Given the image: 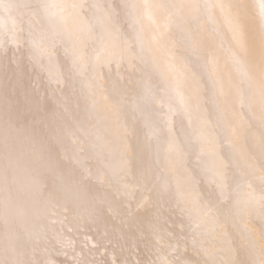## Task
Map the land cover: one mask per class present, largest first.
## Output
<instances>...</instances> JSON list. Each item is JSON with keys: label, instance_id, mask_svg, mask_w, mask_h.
Wrapping results in <instances>:
<instances>
[{"label": "rangeland", "instance_id": "rangeland-1", "mask_svg": "<svg viewBox=\"0 0 264 264\" xmlns=\"http://www.w3.org/2000/svg\"><path fill=\"white\" fill-rule=\"evenodd\" d=\"M18 1L23 3V7L19 5L22 10L19 13L23 12V15L19 13V15L16 14L17 16L14 13L7 15L6 9H0L2 10L0 12V20L2 19L1 22L4 24L2 26L0 22V28L5 27L0 29L2 31H0V52L5 53L6 51L8 55L10 51L15 53H13L14 55L11 54L15 60H10V55L9 57L4 56L3 53L0 55V243L2 245V247L0 246V254L2 253L1 250L4 251L6 249L2 254L4 257L6 255L11 260L13 259L14 261L12 260V262L14 264H18L15 261L20 259L23 261H19V264H30L31 259H29V262L28 258H32L35 262L38 258L40 260L42 256L39 254L41 253L39 250L42 249V251L50 250L49 253L53 254L54 257L57 253L56 261L60 258L61 260H58L56 264H68L71 260L64 261L68 256L72 259L71 264H73V260L76 264L100 263L101 261L99 262V260L103 256L100 258V255H95L91 249L89 252L84 249L86 251L84 254V251H81L83 249L79 248L80 246L77 243L80 237L81 240L83 239L79 235L82 232L79 228H83L81 219H85L86 210L92 206L93 201L99 205L103 203L105 205L110 202V205L113 204L114 206L116 200L127 202L129 201L126 200L127 196L130 198L135 193L142 195L146 188L143 190L139 189V185L142 184V180L145 178L144 173L157 176L159 171L161 173L165 172L166 169L171 170L173 163L171 159H166L164 165L160 164L156 167L158 163L157 157L153 154L151 147L143 141L144 137L139 134H133V141L123 133L122 136H124L125 140H121L122 147L120 146V150L122 153L120 158H117L118 156L114 157L111 159L112 161L107 158V161L96 159L102 163L97 165L94 158H91L92 155L80 152L82 148L77 145L79 140L74 137H77L75 135L80 132L85 137L84 131H90L89 128L92 130L94 128L97 134L98 131H103L104 125H99V122L95 120L92 121V124H77L76 133L69 135L68 140H64L65 136L62 133V128L65 126H62L61 121L56 119H59L62 112L67 111L71 112L72 119L75 116L72 121H77L75 119L82 114L80 110L77 113L74 112L80 106L83 107V105L85 107L83 115H93V112L113 114L114 111L109 110L110 104L108 103L117 105L128 101V99L129 101L133 99L135 90L131 89L130 85H132L134 80L140 77L152 78L154 75L161 73L165 78L166 85L157 86L163 93L164 102L171 103L172 107L170 108L173 111L185 112L186 107L181 105V103L190 104L189 98L186 97L187 91H185L188 87L185 84H190V86H194L197 89L195 95L197 96L198 108H201L202 112L205 109L209 110L211 118L214 119L213 124L217 125L218 128L224 129L225 134L229 133L228 129L231 127L232 122L228 121V116L233 115V113L229 112L232 107L228 105L225 108L224 102L228 101L226 97L225 99L215 97H217V91L223 94V89L219 85L222 83V78H224L223 81H225V78L229 80V74H232L231 67L238 69L240 72L244 71L245 75L247 74L246 78L251 80L249 86H247L251 88L247 89L246 87L244 92L242 89L238 90V95L240 96L244 93L246 98L243 100L245 101L250 97L255 98L257 100L255 104L260 107V111L264 110V0H77L78 2L75 0V3L73 0H68L66 3L64 0L61 2L60 0ZM107 1L108 3L111 2L109 6L106 5ZM68 3L72 4L70 6L74 8H72L73 12L70 11L71 13L69 12V9L71 10L70 6H68V9H66L67 7L64 8L69 5ZM64 4L66 5L64 6ZM78 5L80 8L82 7L80 10L79 7L77 8ZM37 7L41 8H39L41 12ZM87 7L88 11L85 9ZM75 9L76 14L74 12ZM84 9L86 10L84 11L85 13L82 12ZM203 10L207 14H203L202 19L197 20L196 17L201 15ZM3 11L6 12L4 15L2 14ZM29 11L32 13L30 14ZM63 11H65V15ZM51 12L57 15L59 13V15L55 16ZM18 16L21 17L19 18ZM61 16H63L62 18L67 17L66 20H57ZM205 16H210L211 18L207 19ZM6 18H13L14 20L8 21ZM68 18H75L76 20ZM59 21H61L62 25H60ZM67 21L70 27L77 29H72L73 31L76 30V33L71 28L69 29L72 33L68 28H65ZM75 24L77 27H75ZM58 26L64 27L61 29L62 27ZM79 27H82V29H79ZM90 27L91 29H89ZM59 29H61V32H59ZM62 30L68 31L65 33ZM89 32L90 36L86 34ZM169 35L170 37H168ZM190 36L195 40L193 45L190 43ZM68 37L72 38L75 43H71L72 39H68ZM88 37L91 38L89 39ZM171 37L176 41L177 47L174 46L173 42L169 44L168 39H172ZM10 38H13L11 43L8 41ZM163 38L165 41L162 40ZM5 42L8 46L7 48L10 45L11 49H7L4 46ZM76 42L79 44L75 48L74 44L76 45ZM59 43L65 47L61 48ZM12 44H15L14 46L18 44V48L13 50ZM69 47L74 48H71V50ZM154 48V53L156 52L158 55L157 58H150L149 63L143 69L140 68L142 66H133L134 61H139L137 59L142 51L149 50L151 52ZM38 60L43 61V63ZM80 61L81 63L84 61L81 64L82 66ZM97 61L98 64L96 65ZM44 62H48V64L44 65ZM78 65L81 66V69L77 68ZM95 65L101 67H96L97 69H95ZM75 67L76 70H74ZM105 70L107 74L105 72V76H101L100 74H103ZM76 71H78V74ZM75 73L78 77L80 76L77 78L78 83L77 79L76 81L72 79L73 74L77 76ZM86 81H88V84H85L94 87L89 86L90 88L88 87L86 90L82 89L87 86H84ZM150 94L148 95L150 96ZM109 98L112 100H109ZM136 100L139 101V99ZM136 100L133 99L131 101ZM52 101L57 104L55 105ZM47 102H49L48 105L46 104ZM50 102L52 107H49L51 105ZM251 102L253 103L254 101ZM252 103L248 104L251 105ZM117 107H120V105ZM262 115H264V112H262ZM69 141L70 144L73 142L72 146L66 144ZM81 157H84V160ZM121 162L125 163L124 165L128 170L126 169L125 171L123 169ZM80 180L82 181L80 182ZM37 183L39 187H37ZM42 184L44 185L43 187ZM137 189L139 190L138 192ZM55 190L58 191L56 192ZM45 193L47 196L43 195ZM122 202H120L121 205ZM120 204L117 203V206L114 207L117 208ZM114 207H111L110 211H115ZM259 207L262 214H264V196L260 198ZM120 213V210L114 213H107L110 218L100 219V225L103 226L98 229L95 226V232L83 228L89 233L93 231L91 234H95L93 236L90 234L88 236L89 240L85 236L86 238L84 237L82 243L85 245L94 241L97 244L96 247L99 248L100 245L102 247L101 250H105L103 254L107 259L105 261L107 263L101 262V264H111L110 262L115 260V258L117 260L112 264H116L117 261L122 260L124 254L127 255L128 251L126 252L125 250H128V248L120 254L121 256L118 251L111 253L109 251L112 243L115 246V240L112 237H115V239L117 237V232L113 228L126 225L125 219ZM77 222L82 226H75ZM247 222L248 228L257 239L259 246L264 248V240H262L264 236L258 237V230L251 222ZM19 228L20 230H18ZM98 230L99 233L97 232ZM77 237L79 238L78 240ZM137 237L138 239H143L141 234H138ZM136 238L135 240H138ZM63 239L65 242L67 241L68 245L71 241L73 242V244L71 243L72 245H69V248L72 246V250L66 248V243L63 242ZM55 240H58L59 243ZM159 244L155 247L158 250L160 249ZM8 245H12L11 248H7L9 247ZM77 245L79 246L78 248L75 247ZM130 245L132 246V244ZM3 246H6V248ZM62 246L64 247L62 248ZM133 247H131L132 251L137 248ZM18 249L23 251L22 255L20 251V255L22 257L25 256V260L21 256L18 258ZM95 249L93 250L97 252ZM7 250L10 251L7 252ZM24 250L28 251L27 255H25L24 252L26 251ZM65 250L68 251L64 252ZM37 251L39 252L37 253ZM59 251L63 252L59 253ZM129 251L128 257L135 264H142L138 261V249L133 251V253H131V249ZM62 253L64 258L65 253H68L65 259L61 256ZM2 254L0 261L6 260V257L4 258ZM36 254H39L40 257L37 256L38 258H36ZM50 254L47 252L44 255L48 256ZM70 254L72 255L70 256ZM83 254H90L88 255L89 258ZM10 255L14 258L10 257ZM53 255L48 257L51 258ZM97 255H99L98 260H96ZM72 256L73 258L76 256L79 259V263ZM8 257L7 259H9ZM46 258L44 257L47 263L39 260L37 263L49 264L51 261L55 262V258H52V260L49 258L50 262ZM129 258L128 260H130ZM44 259L41 258V260ZM83 259H85V262ZM89 259H92L91 263ZM5 260L4 262L7 261ZM13 263L6 262L5 264ZM120 263L122 264L123 261ZM157 264L161 263L158 262Z\"/></svg>", "mask_w": 264, "mask_h": 264}, {"label": "bare ground", "instance_id": "bare-ground-1", "mask_svg": "<svg viewBox=\"0 0 264 264\" xmlns=\"http://www.w3.org/2000/svg\"><path fill=\"white\" fill-rule=\"evenodd\" d=\"M61 1L62 0H60V2ZM64 1H65V3L68 2V0H64ZM73 1L75 3L77 0L76 1L73 0ZM80 1H82V0H80ZM110 3L111 2L108 3V1H107L106 5L109 6ZM19 5H22V7H23V3L18 1V0H0V9L1 8L6 9L7 15H12V13H14L16 15L19 12H21L22 10L20 9ZM65 5L66 4H64V6ZM70 5L72 6V4H69V5H66L64 8L67 7L66 9H68V6H70ZM31 6H33V5H31ZM73 6H74V4H73ZM75 7H76V4H75ZM78 7H79V10L82 8V7L80 8L79 5L77 6V8ZM64 8H61V9L65 10ZM72 8L73 7H71V10L69 9V12L74 9V8L73 9ZM110 8H112V7L110 6ZM29 9H30V7H29ZM61 9H59V10H61ZM85 9H87V11H88V7ZM85 9L82 10V12L86 11ZM39 10H37V12H39ZM1 11L2 10H0V12ZM5 11H3V13H2L3 15L6 13ZM75 11H76V9L74 10V12ZM77 11H78V9H77ZM40 12H41V10H40ZM64 12L65 11H63V14H64ZM66 12H68V11H66ZM22 13H19V14L23 15ZM31 13L32 12H30V14ZM86 13H88V12H86ZM37 14H39V13H37ZM44 14H46V13H44ZM51 14H54V13L51 12ZM51 14H50V17H51ZM75 14H76V12H75ZM203 14L204 15L207 14V13L205 14V10H203V13L201 15H198L197 17L195 15L196 19L201 20L203 17ZM25 15H28V14H25ZM34 15H36V14H34ZM54 15L58 16L59 13H58V15L57 14H54ZM82 16H84V15H82ZM62 17L63 16H61L60 18H57V20H66V18H67V17L66 18L64 17L65 18L64 19ZM68 17H69V15H68ZM205 17L207 19L211 18L210 16H209L210 18L207 16H205ZM10 18H11V16H10ZM10 18H6V19L8 21L14 20L13 18L12 19H10ZM93 18H94V16H93ZM68 19L74 20L75 18L74 19L68 18ZM1 20H0V22H1ZM43 20H45V19H43ZM22 21H23V19H22ZM32 22H30V23L33 24ZM59 22L61 23V21H59ZM86 22H88V21L86 20ZM1 23H0V25H1ZM70 23H72V22H70ZM3 25L4 24L2 23V26ZM60 25H62V23ZM69 25L70 24L67 21L65 28H68V29L71 28V30L76 29V28L70 27ZM79 25H80V23H79ZM91 25H92V22H91ZM58 27H62V26H58ZM63 27L61 29H63ZM75 27H77L76 24H75ZM4 28H2V29H4ZM61 29H59V32H61L60 31ZM79 29H82V27L81 28L79 27ZM87 29H88V27H87ZM89 29H91V27ZM76 30H74V31L72 30V31L76 33L77 32ZM62 31L66 33L68 30L67 31L62 30ZM72 31H71V33H72ZM80 31H82V30H80ZM62 33H61V36H62V39L64 40L63 34L65 36H66V34L65 33L62 34ZM71 33L68 32V34H70V35H71ZM79 34H81V33L79 32ZM79 34L77 35L78 39H79ZM86 34L87 35L89 34V36H90V32L86 33ZM58 36H59V33H58ZM70 37L75 38L76 36L75 37L70 36ZM70 37H68V39H72ZM168 37H170V35ZM171 38L172 39H170V38L168 39L169 44L173 42L174 46H176V41L174 40L173 37H171ZM193 39L194 38H192V37L190 39L191 45H193L195 43V40H193ZM12 40H13V38L8 39V41L10 43L12 42ZM66 40H67V38H66ZM66 40H65V42H66ZM162 40L165 41L164 38ZM90 41H92V40H90ZM61 42L62 41H60V43ZM68 42H70V40H68ZM72 42L75 43V41L73 39H72L71 43ZM79 42H80V39H79ZM86 43H87V41H86ZM61 44H63V43H61ZM78 44L76 42V45L74 44V47L76 48V46ZM82 44H84V43H82ZM12 45H11V47L13 50L18 48V46H17L18 44L16 46H14L15 44L13 46ZM60 45H59V47H60ZM195 45H197V44H195ZM4 46L6 48L8 47L6 45V42L4 43ZM63 46L64 45H61V48H63ZM74 47H69V48L71 49ZM3 49H4V47H3ZM7 49H11L10 45H9V48H7ZM154 50H155V48L152 49L151 52L154 53ZM142 52H143V54H142ZM142 52L140 53L141 55L138 57V59L136 58L139 61L138 62L134 61V64H133V66L134 65L142 66V67H140L141 69H143L147 63H149L150 58L155 59L158 56L156 54V52L154 53L156 55L155 56L149 50H144ZM1 53H3V52L1 51L0 55H2ZM6 53L7 52L5 51V53H3V55L6 57L7 56L9 57V55H10V57H9L10 60L11 59L15 60L13 58V56H11V54H13L14 51L13 52L10 51L9 55H8V53L7 54ZM38 61H40V60H38ZM81 61H80V65L84 62L83 61L81 63ZM99 61L101 62L100 59H99ZM40 62L43 63V61H40ZM47 64H48V62H44V65H47ZM97 64H98V61L96 62V65ZM80 65H78L77 68L81 69L80 67L82 65L81 66ZM96 65H95V69H97L96 67H101L99 65L98 66H96ZM230 69H231L232 74H229V80L225 78V81H223L224 78H222V83L219 85V87H222V89H223V94L222 93L220 94V92L218 93V91H217V93H216L217 97H215L218 99H219V97L224 98V99L226 97V100H228V101L224 102L225 108L228 105H230L232 107L231 109L229 108L230 111L228 110L229 112L233 113V115L228 116V121L232 122V125H230L231 127L228 129L229 133H227V134L224 133V131H223L224 129L218 128L217 125L213 124L214 119L211 118V114H210L209 110L207 111L204 108L205 111L202 112L201 108H198V103H197L198 101L196 99L197 96L195 95V92L197 91V89L194 86H190V84H185V86H188L187 90H185V91H187L186 97L189 98L191 105L186 103V102H183V103H181V105L186 107L184 113H179V111H176V110L173 111L170 108V107H172L171 103H165L164 102L163 93L160 90V88L157 86V85L162 86V84L166 85V82L164 81L165 78L163 77V74H161V73L159 75H156V76L154 75L152 78H146V77L141 78L140 77L139 79L134 80L132 85H130L131 89L135 90L134 91L135 93L133 94V96H134L133 99L134 100L139 99V101H137V100L131 101L133 99H131L129 101V99H128V101L122 102V104L118 103L117 105H115L114 103H112V104L108 103V104H110L109 110L111 109L112 111H114L113 114H108V113L102 114V113L93 112L92 113L93 115H89V114L83 115V111L85 110V107L83 105V107L80 106V108L78 110H76V112H74V113H77L79 110L81 111L82 115L78 116L75 119L77 121H72V120H74L75 116L72 119L71 118V115H72L71 112H67V111L62 112L59 116V119H56V120L61 121L62 126H65L62 128V130H63L62 133H64V136H65L64 140H68L69 135L76 133L77 124H84V125L88 124V123L92 124V121L95 120L96 122H99V125H102V124L104 125V127H103L104 129L102 132L98 131L96 134L95 133L96 130L94 128L92 130L91 128L88 127L90 129V131H84L85 137H83L81 135V132L78 133L77 135H75L77 137H74V138L79 140L77 145L80 148H82L81 149L82 151H80V152L92 155V157L91 156L90 157L94 158L97 165H100L102 163L100 162V160H96V159L106 160V158H107L109 161H112L111 159L114 157L118 156L117 158H120V154L122 153L120 150V146L122 147L121 140L124 139L123 138L124 136H122L123 133H125V135H127V137H130V140H133V141H134V135L133 134H139L142 137H144L143 141H145V143H147L151 147L153 154L157 157L158 163L156 164V167H158L160 164L164 165V162L166 159H171V161L173 163L172 167L170 168L171 170L166 169L165 172H161V173L159 171V172H157V173H159V174H157V176H155V175L151 176L150 174L144 173L145 178L142 180V184L139 185V189L143 190L144 188H146V190H144L142 195L139 193H137V194L135 193V194L131 195L130 198H129V196H127L126 200H129L127 202H122L121 200H116L114 206H117V203L120 204V202H122V205L120 204V206H118L117 208H115L113 206V204L110 205V202L105 204V205H104V203L99 205L93 201L92 206L86 210L87 211L86 213L84 212L85 213V215H84L85 219L84 220L81 219L83 228H85L87 230H93L94 231V230H96L95 226H97V229L101 228L100 226H103V225H100V223H101L100 219H104L106 217L110 218L109 214H107V213H114V212L120 210V212H121L120 214L124 217L126 225H122V227L113 228L117 232V237H116V239H115V237H112L115 240L114 241L115 246H113V243H112V247L109 246L111 248L109 250L110 253L118 251L119 255H120L121 253H123V251L126 248H128V250H125V251L130 252L129 251L130 249L132 251L131 247L135 246V247H137L136 249H138V252H137V257L139 259L138 261L141 262L142 264H155V263L157 264L158 262L161 264H166V263H175V264H196V263L197 264H264V248L259 246L257 239L252 234V232H250V230L248 228V222H247V221L251 222L253 224V226H255V228L258 230V232H259L258 237L264 236V214H262V211L259 207L260 206V198H262V196H264V115H262V112H264V110L260 111V107L257 104H255V102L257 101V100H255V98L250 97L248 100L245 101V100H243L244 98H246L245 97L246 95H244V93H243V95H240V96L238 95L239 94L238 90L242 89L244 92L245 88L247 86H249V82L251 80H249V78L248 79L246 78L247 74L245 75L244 71L240 72L238 69H236L234 67H231ZM74 70H76V67L74 68ZM78 71H76L77 74H78ZM102 71H100V72L102 73ZM107 71H108V69H107ZM97 72H99V71L97 70ZM105 72H106V70L104 71L103 74H100V75L105 76ZM250 72H252V71H250ZM106 74H107V72H106ZM82 76H84V75H82ZM141 76H142V74H141ZM79 77H78V75L77 76H75L74 74L72 75V79L75 81ZM94 77L96 78L95 75H94ZM94 77H92V78H94ZM92 78H90V79H92ZM95 78H94V80H95ZM78 82L79 81L77 79V83ZM85 83L88 84V81L84 82V86L87 85ZM89 84H91V83L89 82ZM218 84H216V85H218ZM89 86H92V85H89ZM89 86L87 85L85 88H82V89L86 90V89H88ZM92 87H94V86H92ZM250 88L251 87H247V89H250ZM117 93H119V92H117ZM149 93H151L150 96L148 95ZM115 94H116V92H115ZM110 98H109V100H112ZM105 100H107V99H105ZM251 101H254V102L252 103ZM109 102H111V101H109ZM52 103H55V105L57 104L56 102H53V101H52ZM52 103H51V105H49V107L50 106L52 107ZM248 103H252V104L250 105ZM46 104L48 105L49 102H47ZM119 105H120V107H117ZM46 109H47V106H46ZM0 114H1V112H0ZM64 122H66V123H64ZM74 122H76V123H74ZM225 130H227V129H225ZM123 142H125V141H123ZM66 144L72 146L73 142H72V144H70V141H69ZM64 152H65V149H64ZM56 155H58V154H56ZM61 158H62V156H61ZM59 159H60V157H59ZM81 159L84 160V157H81ZM113 161H114V159H113ZM72 163H73V161H72ZM121 163L123 164L122 165L123 169H125V171H126L127 168L124 165L125 163H123V162H121ZM88 167H90V166H88ZM169 167H167V168H169ZM91 168H93V166H91ZM107 172H108V170H107ZM55 173H56V171H55ZM84 173H85V171H84ZM55 176H56V174H55ZM153 178H155V179H153ZM105 179H106V177H105ZM81 181L82 180H80V182ZM106 181H107V179H106ZM16 183H18V182H16ZM69 183H71V182H69ZM73 184L75 185V183H73ZM37 185H38V183H37ZM57 185L59 186V184H57ZM76 185H78V184H76ZM43 186L44 185L42 184V187ZM79 186L81 187V185H79ZM127 186H128V184H127ZM37 187H39V185ZM130 188H131V186H130ZM84 189H87V188H84ZM30 191H31V189H30ZM65 191H66V188H65ZM138 191L139 190L137 189V192ZM69 192H72V191H69ZM80 192L82 193V191H80ZM4 193H6V192L4 191ZM10 194H9V196H10ZM43 195L47 196L46 193ZM21 198H23V197H21ZM49 200H51V199H49ZM4 203L6 204V202H4ZM68 203H69V201H68ZM1 204H2V202H1ZM6 205H9V204L7 203ZM6 207H5V209H7ZM75 207H76V205H75ZM111 207H114L115 211H110ZM0 210H1V208H0ZM66 215H67V213H66ZM96 215H98V216H96ZM95 219H97V220H95ZM55 221H56V219H55ZM5 224H6V222H5ZM82 225H80L78 222L75 224V226H80V227ZM77 228H79V227H77ZM83 228L82 229L79 228L80 231H82L79 235L82 236L83 239L86 236L89 240L90 238L88 236H90L91 232H93V231H91L89 233L88 231H86ZM106 228H108V227H106ZM3 230H5V229H3ZM18 230H20V228ZM24 231H25V229H24ZM58 232H59V230H58ZM97 232L99 233V230ZM100 233H101V231H100ZM94 234L92 233L91 235L93 236ZM138 234H141L143 236V239H138V237H140V236H138L136 238V236ZM38 236H40V235H38ZM110 236H111V234H110ZM134 237L138 240H135ZM4 238H3V240H4ZM78 239L79 238L77 237V240ZM83 239L81 240V237H80L78 242L75 241L80 246L79 247L77 245L75 247L82 248L83 250H81V251H84V249H86V251H88V252L92 250V252H94L95 255L96 254L100 255V256L97 255V258L95 257L96 260H98V256L100 258H101V256H103L101 258V260H99V262L101 261L102 263H107V262H105L107 259H106L105 255L103 254L105 252V250L104 251L101 250L102 247L100 245H99L100 249L98 247H96L97 244H95L94 241L91 243L90 242L86 243L84 245V243H82L84 241ZM91 239H92V237H91ZM262 240H264V237H262ZM59 241H61V240H59ZM56 242L59 243L58 240ZM63 242H65L64 239H63ZM160 242L162 245L159 244ZM18 243H20V242H18ZM61 243H62V241H61ZM71 243L73 244L72 241H71ZM4 244H5V242H4ZM81 244H83V245H81ZM130 244H132V246ZM157 244L160 245V249H161L160 252H159L160 249L158 250L157 248H155V247H157ZM5 245H7V244H5ZM47 245H48V243H47ZM69 245L66 243L67 249L70 247ZM0 246L2 247L1 243H0ZM11 246H9L7 248H11ZM3 247L6 248V246H3ZM63 247L64 246H62V248ZM35 248H36V246H35ZM42 248H43V246H42ZM71 248H72V246H71ZM71 248H69L68 250L73 249V248L72 249ZM95 248H97V249H95ZM14 249H15V247H14ZM56 249H58V248H56ZM59 249L64 250L61 248H59ZM93 249H95L97 252H95ZM68 250H65L64 252H66ZM98 250H99V252H98ZM135 250H133V251H135ZM4 251H6V249H4ZM4 251L1 250L2 253ZM8 251H10V250H7V252ZM18 251H19V249H18ZM20 251H21V255H22L23 251L22 250H20ZM20 251H19V257L18 258H20V256H21ZM24 251H26L24 253H25V255H27L26 253L28 251L27 250H24ZM32 251H34V250H32ZM39 251H41V253H39V254L42 257H40L39 254H36V256H35L36 258L40 257V260L38 258L39 261H45V263H47L46 260L44 259V257H47L46 259L48 260V262H50L49 260L50 259L52 260V258L54 257L53 254L49 253L50 250L49 251L44 250L45 251L44 254L46 255L48 252V254H50L51 256L53 255V257H51V258L48 257L50 255L45 256L44 254H42V252H44V251H42V249H40ZM39 251H37V253ZM78 251H80V250H78ZM86 251H84V254ZM133 251L131 253H133ZM51 252H53V251H51ZM60 252H63V251H59V253ZM126 252H124V253H126ZM128 252H127V255L124 254L122 256L123 257L122 260H119V261L120 262L123 261L122 264H135L134 261H132V259L128 257L129 256ZM9 253L11 254V252H9ZM70 253H72V252H70ZM1 254H0V257H1ZM12 254H13V251H12ZM33 254H34V252H33ZM33 254H32V257H33ZM65 254L68 255V253H65ZM80 254L82 255V253H80ZM109 254H108V259H109ZM66 255H65V258L67 257ZM71 255L72 254H70V256ZM75 255H77V254H75ZM78 255H79V253H78ZM78 255H77V257H78ZM88 255H90V254H88ZM88 255H84V256L86 257ZM2 256L4 257L3 254H2ZM61 256L62 257L64 256L63 253L61 254ZM125 256H127V257H125ZM5 257H6V255H5ZM7 257H6L7 261L5 259L4 260L8 263H13L12 262L13 259L11 260V258L8 257L10 259V261H9V259H7ZM10 257H13V256L10 255ZM15 257H17V255H15ZM57 257H58V255L56 253V256L54 257L55 259L53 258L55 260V262L51 261V263L56 264V263H58L57 262L58 260H61V258H60L56 261ZM21 258H24V260H25V256L24 257L21 256ZM41 258H43L44 260H41ZM65 258L63 257V259H65ZM67 258H66V260H64L65 262L67 260L72 261V259L69 256ZM72 258H73V256H72ZM75 258H76V256L73 259H75ZM79 258L82 259L81 257H79ZM88 258H89V256H88ZM93 258H94V255H93ZM128 258L131 261L128 260ZM1 259H2V257H1ZM29 259H31L30 264H45L42 262L37 263L38 260H36V262H35V260H33L30 257L28 258V261H29ZM76 259H75V261H76ZM85 259H83L84 262H85ZM4 260L3 261L1 260L0 264H5L6 262H4ZM15 260H16V258H15ZM78 260L79 259H77V262L79 263ZM89 260L91 263L92 259H89ZM111 260H112V258H111ZM115 260H117V259L115 258ZM115 260H113L110 263L112 264ZM19 261L21 262L23 260L20 259ZM19 261H15V262H18V264H19L20 263ZM80 261H82V260H80ZM119 261H117L116 264H121ZM138 261H136V262H138ZM101 262L100 263L97 262L96 264H101ZM51 263H49V264H51ZM74 263L75 262L73 260V264ZM82 264H84V263H82ZM88 264H89V262H88Z\"/></svg>", "mask_w": 264, "mask_h": 264}]
</instances>
